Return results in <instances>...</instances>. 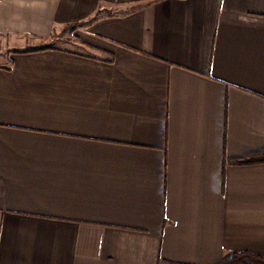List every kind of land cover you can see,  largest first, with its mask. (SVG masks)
<instances>
[{
  "label": "crops",
  "instance_id": "0c3cea01",
  "mask_svg": "<svg viewBox=\"0 0 264 264\" xmlns=\"http://www.w3.org/2000/svg\"><path fill=\"white\" fill-rule=\"evenodd\" d=\"M0 264L264 257V0H0ZM23 46V45H22Z\"/></svg>",
  "mask_w": 264,
  "mask_h": 264
},
{
  "label": "rangeland",
  "instance_id": "374dc122",
  "mask_svg": "<svg viewBox=\"0 0 264 264\" xmlns=\"http://www.w3.org/2000/svg\"><path fill=\"white\" fill-rule=\"evenodd\" d=\"M76 28H77V26L73 27L71 25H67L63 29H60L59 32L54 34V37L52 39H50V41H47V42L38 41V40H34V39H21L16 43V45L10 44L9 50H7V48H5V46H7V42L1 41L0 42V49H2L5 52H11L10 50H14L16 48L23 47L25 49H30V48H34L37 46H41L42 44L50 45V46H56V47L78 48L79 46L77 44H75V42L73 41L76 37L74 35V30Z\"/></svg>",
  "mask_w": 264,
  "mask_h": 264
},
{
  "label": "trees",
  "instance_id": "16d2710c",
  "mask_svg": "<svg viewBox=\"0 0 264 264\" xmlns=\"http://www.w3.org/2000/svg\"><path fill=\"white\" fill-rule=\"evenodd\" d=\"M85 24L84 22L81 23H73L71 26H80ZM226 164H258L264 163V149L246 155L240 158H232L227 160ZM219 264H264V257L260 255H255L249 252H241V253H234L229 258L225 259Z\"/></svg>",
  "mask_w": 264,
  "mask_h": 264
}]
</instances>
